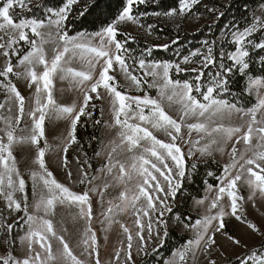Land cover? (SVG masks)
I'll return each mask as SVG.
<instances>
[{"label":"snow or ice","instance_id":"6c2138e0","mask_svg":"<svg viewBox=\"0 0 264 264\" xmlns=\"http://www.w3.org/2000/svg\"><path fill=\"white\" fill-rule=\"evenodd\" d=\"M202 3L178 0V7L141 11V6L160 9V0H125L113 15L105 11L104 0H65L58 8L39 3L41 14L37 15L29 6L31 0H0V91L4 95L0 102V244L7 247L0 264H101L97 233L92 228L93 197L98 195L97 202L103 207L110 187L122 190L115 203L107 201L101 221L107 227L103 230L107 232L113 223H120L126 239V247L122 241L116 250L115 264H135L134 240L137 254L146 253L151 243L155 244L152 251H156L168 237L170 221L192 231L193 237L174 249L165 264H218L214 258V250H220L217 235L231 245L246 247L223 231L225 217L245 223L264 237L245 211L248 203L257 206V193L264 198V77L250 75L256 63L253 56L264 52V16L253 13L242 28L233 20L225 25L228 31L222 30L219 40H201L200 46L187 54L177 52L178 60L152 58L155 48L168 49V43L130 49L129 42L137 37L122 31V25L130 22L150 36L157 26L146 21L153 17L174 24L187 16L199 19L195 10ZM204 9L214 20L225 15L215 6L205 4ZM73 13V18L81 20L97 13V18L107 22L93 32L74 31L70 27ZM178 40L177 36L172 43ZM224 43L234 50L225 49ZM257 58L261 65L258 71L264 73V56ZM76 59H86L88 70L68 67ZM209 66L215 71L205 79L204 70ZM182 72L195 75L191 80L173 78V73ZM117 74L123 83L116 79ZM70 76L78 78L76 87L82 92V101L63 105L54 97V81L64 82ZM233 76H247V94L233 91L239 87ZM13 78L24 79L34 90L32 96L22 95ZM151 89L157 92L155 98L148 94ZM55 90L64 92L63 88ZM253 92L256 103L246 107ZM96 101L108 102L112 123L103 119V107L100 119L96 118ZM46 119L67 122L65 133L54 136L53 143L46 138ZM82 119L91 121L94 131L102 122L109 130H117V138L109 142L106 163L95 170L105 173L102 188L96 183L101 176L93 174L90 158L77 136ZM233 119L240 123L225 124ZM93 142L102 143L95 135L89 138V144ZM73 146L81 151L70 161L68 153ZM25 147L34 150L33 167L22 172L14 150ZM226 151L229 162L222 165L220 174L205 172L217 183L214 186L204 179L205 196L194 201L203 205L208 194L215 192L207 214L194 221L191 216L183 220L174 211L178 194L183 193L186 183H195L201 159L207 168L209 159L216 163L215 154ZM100 155L96 151L94 158ZM47 157L59 162L65 182L50 170ZM245 189L249 191L247 197L240 194ZM58 207L67 210L73 225H83L80 243L85 259L78 258L65 240L68 229L63 215L56 221ZM120 213L131 214V229L115 219ZM17 241L25 249L20 257L13 255ZM53 241H58L55 252ZM201 255L203 261L199 260ZM221 256H225L223 251ZM250 260L264 264V250L257 248L251 256L236 257L239 264H249Z\"/></svg>","mask_w":264,"mask_h":264},{"label":"rangeland","instance_id":"374dc122","mask_svg":"<svg viewBox=\"0 0 264 264\" xmlns=\"http://www.w3.org/2000/svg\"><path fill=\"white\" fill-rule=\"evenodd\" d=\"M223 2H226L228 0H222ZM32 4V2H31ZM30 6V5H29ZM16 11H19L17 8ZM199 19H197L195 16H187L183 20H177L176 24L180 25V29L187 31V32H193L199 29L202 25L206 23H210L214 20L212 15H205V14H198ZM256 15L258 16H264V4L259 6ZM161 21H164L165 23L172 24L175 28L176 24L170 23L168 20L164 19L163 17L159 18ZM122 30H124L127 33L130 34H144L148 37L149 40L157 41L155 37L152 35H147L143 32V30L139 29L136 25H132L130 22L122 25ZM230 39V37H229ZM87 57V54H85ZM2 62V61H0ZM15 63V61H13ZM195 66V65H193ZM68 67H71L75 69L76 71H87V60H81L76 59L71 64L68 65ZM111 74V71H110ZM176 74L173 73V76ZM78 78L69 77L68 80L64 82H60L59 80L54 81V97L58 101V103L63 105H70L73 101H76L78 104L82 101V92L79 91L76 87V81ZM116 79L123 83L122 77L117 74ZM13 82L16 83L18 89L21 91L22 95H24L26 98L32 96V93L34 90L29 89L27 86V82L24 79L16 80L13 78ZM63 88L64 92L60 93L59 91H56L55 89ZM131 94H143V93H136L132 92ZM148 94L155 98L157 95V92L155 89L148 90ZM254 98L256 96L255 92L251 94ZM4 99L3 92L0 91V102H2ZM256 100V98H255ZM100 105V108H104V117L103 119L108 121V123L113 122L112 115L109 110V104L107 101H97ZM30 104H33V101H29ZM15 111V109H13ZM3 114L7 115V111L3 110ZM229 123L235 125L239 124V119H233L232 121H225V124L228 125ZM3 125L0 124V127ZM20 127H24V122L22 121L20 124ZM45 128H46V138L49 140V143H53V137H59L62 136L65 133V130L67 128V122L64 120H48L45 121ZM21 133H17V135H20ZM117 138V130L112 129L109 130L104 124L102 127V140L101 145L99 148V151L101 152V155L99 157L94 158V168L93 174L101 176V179L96 181L97 184H99L102 188L104 183V175L105 173H98L95 170L99 168L101 165L106 163L107 153L110 150L109 142L113 139ZM193 138H196V133H193ZM117 143H119L117 139ZM109 146V147H106ZM242 147V146H241ZM80 154V150L73 146V149H70L68 153V158L70 161L73 160V157ZM14 155L17 157V160L19 161V165L21 168V171L23 172L26 168L33 167L31 165V159L34 156V150L31 148H18L14 150ZM197 157H199V154L197 153ZM81 161H83L84 157L81 155ZM215 160L217 163L220 164H226L229 162V156L227 154V151L224 155H220L219 153L215 154ZM208 161H211L209 159ZM46 162L49 165L50 170L53 172V174L56 176V178L61 181L65 182V176L63 171H61L59 167V162L55 160L54 158L47 157ZM200 163H203V160H200ZM72 167L75 168L76 165L73 162ZM27 179V176H26ZM109 179H111L109 177ZM28 185H29V211H33V201L31 199V180L28 179ZM79 190V188H77ZM122 188H108L105 192L104 197V204L103 207L97 202L99 200V196L93 197V220H92V228L97 233L98 238V244L100 248V259L101 264H115V254L116 250L121 247V242L124 241V246L126 247V239L122 234V229L120 227V223H113L110 230L105 232L103 229L107 227V224H102L101 221L105 219L104 215L102 213L108 208V200H113L115 203V198L118 197L119 191H121ZM241 195L247 197L249 195V191L245 189L240 193ZM215 195V192L208 194V200L205 201L203 205L197 206L194 201L196 199H202L205 196V189L203 190V196L201 198H193L189 204V209L192 213L196 214L199 217H201L204 214H207V209L210 203L211 198ZM256 207H253L251 203H248L245 205V211L246 216L249 221L254 223L261 232H264V198H261L259 193H257L256 197ZM42 214V213H41ZM65 217V227L68 229V232L65 234V240L69 243V246L72 248L75 255H77L80 259H85L84 256L81 255L82 252V245L80 243L82 239V224H76L73 225L71 221V217L67 215V210L63 208H57L56 209V221H58L61 216ZM116 220H119L120 222L127 225L130 229L133 226V217L130 213H120L115 216ZM226 226L223 231H225L228 235L234 236L237 239H240L242 242V245H246V247H239L229 244L224 236L217 235L215 237L217 245L219 246V251L214 250V258L217 260L218 264H236V257H247L251 256V253L256 250L257 248H260L264 250V237H261L258 233L251 231L247 225L243 222L237 221L235 218H229L225 217ZM54 224L57 229H59V224H56L54 221ZM80 229V231H78ZM169 230H174L179 234H189L191 238L193 237L192 231L188 229H184L182 225H176L174 222H169ZM107 236V240L105 241L104 236ZM133 260L135 261V264H139L145 257V255L148 252H152L153 247L155 246L154 243H151L148 245L147 252H140L137 254L136 247L137 242L133 241ZM38 247V246H37ZM58 247V241H53V251L55 252ZM179 247V246H178ZM177 247V248H178ZM14 251L13 255L20 257L25 252V249L21 247L19 241L16 242L15 245H13ZM176 249V248H175ZM221 251L224 252L225 256H221ZM7 247L3 244H0V256L6 255ZM173 252V251H172ZM172 254V253H171ZM171 254L164 259L162 264H165V261L168 260L171 257ZM259 255V253H257ZM160 257V255H158ZM157 257V258H158ZM226 257V258H225ZM203 256L201 255L199 257L200 261H203ZM123 261V255H121V262ZM239 264V263H238ZM249 264H252V261H249Z\"/></svg>","mask_w":264,"mask_h":264},{"label":"trees","instance_id":"16d2710c","mask_svg":"<svg viewBox=\"0 0 264 264\" xmlns=\"http://www.w3.org/2000/svg\"><path fill=\"white\" fill-rule=\"evenodd\" d=\"M31 2L32 4H30V7H32L33 12L37 15H40L41 13L37 8V5L39 3L42 2L49 7L58 8L63 6L65 0H31ZM124 2L125 0H104L105 11L110 12L114 15L121 9ZM205 4H207L209 7L215 6L220 11H223L225 15L219 20H213L210 23L202 25L199 29L193 32H187L180 28H175L172 24L165 23L159 18L153 17L147 20L146 23H152L157 26L155 31H153L152 33V36L155 37L157 41L149 40L147 36L141 33L131 34L137 37V39L134 42H129V48L142 49L145 44L159 45L168 43L170 45L168 49L155 48L153 50L152 58L157 60H178L179 57L176 55L177 52L187 54L189 50L199 47L201 40H219L221 31H228V29H225V25L229 24L233 20L238 22L239 26L242 28L246 20L249 19L253 15V13H255L256 15L258 7L264 4V0H228L226 2H223L222 0H203V3L199 6L198 9L195 10L197 14L211 15L205 11ZM160 5V9H157L155 7L145 9L144 6H141V11L167 10L171 7L179 6L178 0H160ZM25 15L30 16L31 13H26ZM74 15L75 13L70 15V27L74 31L93 32L100 28L102 22H107L104 21L103 17L97 18V13H93L87 16V18L84 20L73 18ZM209 25H211V31H209ZM74 31L70 34H74ZM177 36L179 37V40L176 44H173L172 41L176 40ZM118 38L121 40L125 39L124 36H119ZM254 38L259 40L258 35H256ZM220 47L221 45L218 43L216 46L217 55L219 53ZM223 47L227 50H234L233 47L227 43H224ZM258 56H264V52H258L253 56V59L256 60V63L251 66L250 75H254L256 77H264V73L258 71L261 67L260 62L257 58ZM214 71L215 69L211 66H209L208 69H205V79H207V77ZM194 75L195 73L182 72L176 74L175 76H173V78L191 80ZM232 80L239 81V87L233 88L234 92L238 93L243 90L245 91V94H247V76H233ZM255 103L256 100L251 95V104L246 105V107H251ZM96 104L97 111L95 113V116L97 119H100V105L97 101ZM103 124L104 123L102 122L95 131L92 128L91 121L85 122L82 119L81 124L78 125V139L83 146V152H86L88 158H90L93 169H95L94 153L96 151H99L101 143L98 144L96 142H93L89 144V138L92 135H95L97 139L101 141ZM76 148L80 150V148ZM208 170L213 171L217 175H219L220 171L222 170V164L217 162L212 163V161H208V167L205 168L204 163H199L198 174L194 178L195 183H186L183 189V193L178 194L177 196V204L174 206V211L175 213H179L182 219L185 221L189 216H191L193 221L198 218L196 214L190 211L188 206L193 198H201L203 196V190L205 189L203 180L207 179L208 183L213 184L214 186L217 183L213 177L205 176V172ZM190 238L191 236L189 234H179L174 230H169L168 237L163 242V245L158 247L154 252H148L139 264H162L164 259L167 258L175 248L184 244V242ZM158 255H160V257H158ZM235 263L238 264L239 262L235 261Z\"/></svg>","mask_w":264,"mask_h":264}]
</instances>
